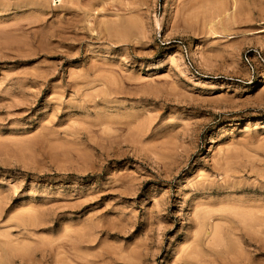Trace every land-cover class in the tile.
I'll use <instances>...</instances> for the list:
<instances>
[{"label": "rangeland", "instance_id": "374dc122", "mask_svg": "<svg viewBox=\"0 0 264 264\" xmlns=\"http://www.w3.org/2000/svg\"><path fill=\"white\" fill-rule=\"evenodd\" d=\"M258 54L264 0H0V264H264Z\"/></svg>", "mask_w": 264, "mask_h": 264}, {"label": "built area", "instance_id": "2783aa9c", "mask_svg": "<svg viewBox=\"0 0 264 264\" xmlns=\"http://www.w3.org/2000/svg\"><path fill=\"white\" fill-rule=\"evenodd\" d=\"M184 53L186 54V62H187V64L190 66L191 69L195 70L193 60L190 58L189 52H188V50H187V48L185 46H184ZM248 54L249 53L245 54L244 60H245V63L248 66H250V68L253 69L254 68L253 67V63L251 62L250 57L248 56ZM257 63H259L261 66H264V57L261 54L257 55Z\"/></svg>", "mask_w": 264, "mask_h": 264}, {"label": "bare ground", "instance_id": "6f19581e", "mask_svg": "<svg viewBox=\"0 0 264 264\" xmlns=\"http://www.w3.org/2000/svg\"><path fill=\"white\" fill-rule=\"evenodd\" d=\"M30 5V4H29ZM38 5V4H37Z\"/></svg>", "mask_w": 264, "mask_h": 264}]
</instances>
